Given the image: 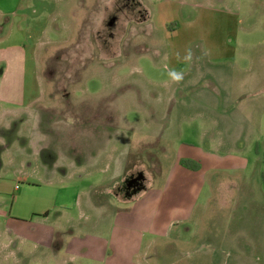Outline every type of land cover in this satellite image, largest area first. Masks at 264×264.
<instances>
[{"label": "rangeland", "instance_id": "374dc122", "mask_svg": "<svg viewBox=\"0 0 264 264\" xmlns=\"http://www.w3.org/2000/svg\"><path fill=\"white\" fill-rule=\"evenodd\" d=\"M15 2L36 42L39 94L5 130L6 162L21 160L7 172L22 174L5 179L19 190L4 199L0 264H98L64 251L82 237L108 242L107 264H131L123 248L144 232L150 203L131 230L109 213L134 203L103 189L138 166L160 186L158 172L177 153L242 167L207 171L192 219L153 243L145 264H264V0H0V8ZM171 70L183 73L180 83Z\"/></svg>", "mask_w": 264, "mask_h": 264}, {"label": "crops", "instance_id": "0c3cea01", "mask_svg": "<svg viewBox=\"0 0 264 264\" xmlns=\"http://www.w3.org/2000/svg\"><path fill=\"white\" fill-rule=\"evenodd\" d=\"M18 7V4L15 2L10 10H2L0 8V129H3L4 132H0V138H3L0 140V223L7 220L6 213L4 212V199L7 196V189H11V194L19 190L17 185L10 186L9 182L5 180L6 175L7 173L10 175L22 174L20 170L14 168H9L7 172V164L15 165L18 161L15 158L9 157L6 162L4 153L10 148L7 147L4 140L6 137V126H8L7 124L9 122H16L15 120L21 115L28 116L31 114V107L37 101L39 94V92L35 95L32 94V78L34 82L38 79L36 76V42L30 39V35L23 32L20 28V21L22 19L16 17L13 12V9ZM29 77L30 88L25 86V81L28 84ZM25 88L27 92H25ZM19 127L18 125V130H14L13 144L20 138L17 133ZM13 147L14 153L16 154V148L15 146ZM19 151L17 149V154ZM182 160L194 162L197 168L193 170L185 167L181 164ZM18 163H21V160ZM169 164L164 175H162L161 171L158 172L160 176H163L160 186L153 187L150 177L138 166L132 170H124L118 181L111 182V184L106 185L103 189V192L113 202L123 203L124 205L134 203L130 207L109 213V215H114L115 223L124 225L131 230H135L134 227H137L134 223V219L137 223L139 218V215L137 216L139 211L137 208L141 204H146V202L150 203L149 207L151 209H148V216L144 221V232H142V235L139 233L138 238H127L128 241L125 242L127 247L123 248L125 257L128 258L127 261L131 264H145L147 253L153 243L169 240L171 228L183 226L192 219L196 201L198 200L207 171L228 170L232 164L234 166L236 165L235 169L242 167L239 161L230 160L221 163L208 154L200 157L199 155L189 156V154L182 156L177 153ZM62 171L67 179H69L70 174H73L72 172L67 174L65 169H62ZM15 187L17 188L15 189ZM78 206L80 207V204ZM95 206L96 210H100L104 206L107 210L108 208L111 209V205L107 201H102V203L96 201ZM144 206L146 205H142V207ZM61 207L66 208L67 206L61 204ZM46 215V212L42 214L44 217ZM35 226L33 225L31 227ZM37 233L38 231L35 230L30 231V234L33 236H37ZM41 235V237H44L41 239L45 241V244H50L49 241L52 240L51 234L49 235L47 231H42ZM38 237L35 240L39 239ZM134 237H137V235H134ZM86 238L82 237L78 240L70 239L65 243L64 251L88 260H96L98 264L109 263L110 261L107 262L110 259L108 242L103 239L89 240ZM18 239H21V237L18 236ZM26 239L23 242L27 241ZM3 241H5V238L0 242V246L5 248ZM57 243H59V240H57ZM114 254L115 252L112 253V255Z\"/></svg>", "mask_w": 264, "mask_h": 264}, {"label": "clouds", "instance_id": "9594fccd", "mask_svg": "<svg viewBox=\"0 0 264 264\" xmlns=\"http://www.w3.org/2000/svg\"><path fill=\"white\" fill-rule=\"evenodd\" d=\"M191 58V55L189 54L186 59H190ZM169 78L171 80V82L173 83H180L182 78H183V73L182 72H177L175 70H171L169 71ZM3 138H0V140H2ZM33 143H34V140H33Z\"/></svg>", "mask_w": 264, "mask_h": 264}, {"label": "trees", "instance_id": "16d2710c", "mask_svg": "<svg viewBox=\"0 0 264 264\" xmlns=\"http://www.w3.org/2000/svg\"><path fill=\"white\" fill-rule=\"evenodd\" d=\"M181 164L184 165L185 167L189 168V169H196L197 165L194 162H191L189 160H182Z\"/></svg>", "mask_w": 264, "mask_h": 264}, {"label": "built area", "instance_id": "2783aa9c", "mask_svg": "<svg viewBox=\"0 0 264 264\" xmlns=\"http://www.w3.org/2000/svg\"><path fill=\"white\" fill-rule=\"evenodd\" d=\"M17 187H15V189H16Z\"/></svg>", "mask_w": 264, "mask_h": 264}]
</instances>
